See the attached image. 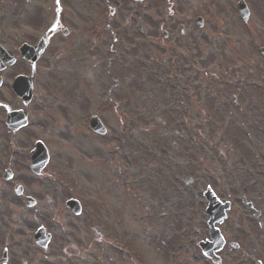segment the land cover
<instances>
[{"label": "rangeland", "instance_id": "obj_1", "mask_svg": "<svg viewBox=\"0 0 264 264\" xmlns=\"http://www.w3.org/2000/svg\"><path fill=\"white\" fill-rule=\"evenodd\" d=\"M233 1L223 0L224 13L203 18L200 28L168 18L164 3L154 18L159 25L155 36L163 43L173 41L160 36L162 23L166 28L170 20L175 29L168 30L169 36L177 34L179 23L185 29L184 40L175 38L179 49L171 52L148 47V17L130 12L135 6L128 4L123 8L127 55L122 56L118 30L96 29L86 38L80 35L83 25L74 28L76 9H96L101 2L0 0V43L9 53L18 55L22 42L54 32L35 64L18 58L0 72V171L7 165L21 173L28 169L27 153L37 139L49 153L44 167L49 176L30 184L33 196L42 199L32 226L48 223L60 205L68 233L55 230V241L62 238L64 247L74 244L81 253H100L94 255L100 264H136L128 253H139L143 264H205L189 253L198 252V239L206 235L202 191L210 186L221 198L235 199L226 229L235 223L251 227L236 221V214L242 218L247 209L235 197L254 196L264 206L259 190L264 178V56L258 50L264 44V5L260 12L261 3L255 1L254 17L243 26ZM60 22L69 25L70 37L54 31ZM137 24L145 34L135 31ZM78 41L94 49H81L88 45ZM112 44L116 57L111 61L104 46ZM185 45L186 55L178 52ZM155 51H163L159 65L153 61ZM139 57L147 70H140L135 81L129 68L141 62ZM119 68L130 76L115 86ZM20 72L33 75L28 104L10 89ZM18 108L28 111L29 124L11 132L3 118ZM91 113L100 114L104 135L85 126ZM51 196L54 200L47 202ZM71 196L83 203L87 217H66L64 201ZM258 233L240 235L243 244L233 252L256 248L264 253V240L258 239L264 231Z\"/></svg>", "mask_w": 264, "mask_h": 264}, {"label": "flooded vegetation", "instance_id": "obj_2", "mask_svg": "<svg viewBox=\"0 0 264 264\" xmlns=\"http://www.w3.org/2000/svg\"><path fill=\"white\" fill-rule=\"evenodd\" d=\"M96 1L102 3H100L96 9H78L76 11V21L78 24L76 25V23H74V28L77 26V28L79 29V26L83 25L84 31H80V35L86 38H88L87 33L90 32V34H92V32L96 29H100L102 31L118 30L119 34L115 33V37L117 41L119 40V38L122 40L118 41L117 43L119 45V49L121 50L120 54H122V56L127 55L126 41L123 40L126 37V30L124 28L126 24L124 22L125 18L123 16L125 9L123 8L128 4L134 5L136 12H141V16L148 17L147 19L152 27H148L146 28V30L145 27L141 24H137L135 26V31L140 32L141 35L145 34V30L147 31V38L145 43L148 44V47L153 50L161 47L164 49L163 51L166 50L167 52L179 49V45L177 44L178 41H175V38L177 37L180 40H184L185 29L183 24L179 23L176 28L177 34H172L169 36L168 30L175 29V26L169 25L173 22V20H170L166 28V23H162V39H167L168 37H170V39H172L173 41H171L170 43H163L157 38V36H155V32L159 29V27H156L159 25L155 22L154 18L160 17L158 13L160 12V8L164 6V3H167L168 18L184 19L186 22L189 21L191 23H194V20L197 18L203 19L206 17L208 18L209 16L220 17L221 14L224 13V7L221 6V2L223 0H203V4L199 3L200 0ZM237 1L239 0L233 1L234 6ZM244 1L247 4L250 18L249 20L251 22V19L254 17L255 13V1H259V3H261V5H259V11L261 12L262 4L264 5V0ZM234 11L237 14V9ZM130 12H132V10ZM152 17L153 20H151ZM67 26L63 25L59 28H55L54 31L60 29L61 35L68 38L71 35V30ZM119 27H122V29H119ZM53 35L54 32L51 33V36ZM77 43L88 45V47L81 49H94V46H91V43H85V41H78ZM186 45L188 46L187 42ZM186 45L183 46L182 50L178 52H183V54L186 55ZM141 46L143 48V45ZM261 46L264 47V44L262 43ZM104 49L108 51V60H114L116 57V53L113 44L111 46H104ZM162 52L155 51V59H153V61H155L157 65L160 64L159 57L160 53ZM139 59L141 62H135V66L131 67V69H134L135 71H137L138 69L147 70V68L143 66V58L139 57ZM164 61L165 59H162V63ZM7 68H5L4 70H6ZM122 71L123 69L119 68L116 72L115 86H118L120 80L128 77V74H124ZM185 73H187V71H185ZM132 76L138 78L140 75L133 74ZM23 167H26V164L24 162ZM8 168L10 169L9 172L11 176L9 178L2 177L3 185L0 186V264H100L99 262H97V259H95L94 256L95 254L100 255V253H81L76 249L74 244H69L64 247L62 238L55 241L54 238L57 236L54 233L55 230H57L58 234L62 233V235H66L68 233L66 228L62 225L64 219L61 217V215L63 214L61 213L60 205L55 207L56 215L51 216L48 223L38 222L37 226H32V224L30 223L32 215L39 214L38 206L42 202V199H40L39 196H33L31 192L32 185L30 184H32L33 182L37 183L43 181L42 178L40 180H38L37 178L49 176L47 172L45 170H42L41 174L37 175V178H34L31 175L30 170H26L21 173V170L11 169L12 167L10 165H8ZM16 184H19L20 186L16 187ZM260 184L261 188H259V190L264 196V178L261 180ZM41 187L43 186H40V188ZM52 191L54 193L57 192L55 190ZM246 191H249V188L247 186L244 187V193ZM27 196L33 198V202H27ZM243 196L244 195L240 196V201L242 202ZM45 200L47 202H49L50 200L53 201L54 197H45ZM65 201L64 212L67 214L66 217L68 219L72 218L78 220L81 216L87 217V215L82 214V211L79 214L73 213L69 208L66 207ZM248 201L251 202L253 206L258 210L257 216L251 215L248 209L242 203L243 207L247 209L248 213L246 212L245 214H243L244 217L242 218H240L238 214H236V221L243 220L246 224L251 223V227L246 228L244 227V225L235 223L234 226L231 227V229H226L227 226L225 225L224 221L218 224L219 230L222 232L227 242L225 241L223 246L215 252L219 256V258H216V260L213 261L209 258L201 257L200 259L202 261H206L205 264H257L258 261H261L264 264V253L258 252L256 248L245 250L238 248L234 252V248H230L240 247L244 241V239H241V236H245L247 233L255 232V229L259 232L258 234H260V230L264 231V206H261L260 202H257L258 198L254 196H250V200ZM48 226L50 227V229H48ZM39 228L43 229L42 237H48V241L45 245H40L33 235L34 232ZM205 230L206 235L203 236L204 239L208 238L209 236L207 226ZM230 231H232V235L228 233ZM252 238H256L255 233L252 234ZM258 239L263 241L264 235L260 234ZM235 241H237L238 244ZM196 253L201 252L198 251ZM119 254L121 255V253ZM136 264H143V258H139Z\"/></svg>", "mask_w": 264, "mask_h": 264}, {"label": "water", "instance_id": "obj_3", "mask_svg": "<svg viewBox=\"0 0 264 264\" xmlns=\"http://www.w3.org/2000/svg\"><path fill=\"white\" fill-rule=\"evenodd\" d=\"M238 8H239V12H240L241 16L244 19H247V11H246L245 7L243 8V7H240L238 5ZM198 24H201V23L199 22ZM46 44H47V37L46 36H43V38L40 40V42L35 46L23 44L20 47L21 56H23L24 58L29 59L31 61H35L38 58V56L40 55V53L43 51V49L45 48ZM0 51L4 55L3 58L6 62H9V63L12 62L13 57H10L1 46H0ZM1 67H2V65L0 64V68ZM12 87H13V90L19 96H21L25 101H28L30 99L31 87H32L30 77H26L24 75L17 76L13 80ZM24 121H25V113L19 112V111L8 113V123L14 129L17 128L19 124L24 123ZM90 127L96 132H99V133L105 132L104 127L102 126V124L100 123L98 118H96V117L91 118ZM30 157H31L32 169L35 171H39V169L43 166V164L48 159L47 150L41 141L35 142L34 149L31 151ZM205 194H206V192H205ZM210 195H212V194L208 195V199H209L210 204H211L213 202V199L210 197ZM68 202L74 203L75 206H71V207L75 211H79V206H77V204H76L77 202L75 200H69ZM217 207H218V205L214 204L213 206H210V210H214Z\"/></svg>", "mask_w": 264, "mask_h": 264}]
</instances>
